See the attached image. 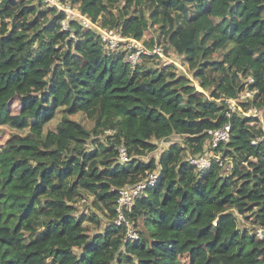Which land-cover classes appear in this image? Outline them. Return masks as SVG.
<instances>
[{
	"label": "trees",
	"instance_id": "16d2710c",
	"mask_svg": "<svg viewBox=\"0 0 264 264\" xmlns=\"http://www.w3.org/2000/svg\"><path fill=\"white\" fill-rule=\"evenodd\" d=\"M62 1L177 56L203 92L159 54L135 65L106 54L96 31L75 19L64 29L45 0H0V137L23 132L0 149V264H264V144L252 143L264 130L224 99L250 92L241 109L264 114V0ZM225 125V166L196 170L188 158ZM154 173L124 210L134 242L114 223L119 192ZM82 199L95 211L79 215Z\"/></svg>",
	"mask_w": 264,
	"mask_h": 264
},
{
	"label": "built area",
	"instance_id": "2783aa9c",
	"mask_svg": "<svg viewBox=\"0 0 264 264\" xmlns=\"http://www.w3.org/2000/svg\"><path fill=\"white\" fill-rule=\"evenodd\" d=\"M45 2L51 6L57 8L59 11H62L66 15V19L62 21L61 25L64 29L68 28V21L69 20H78L85 28H90L94 31H96L102 42V49L103 51L108 54H114L123 52L125 53L124 59L125 62H128L132 65H135L137 61L140 59L141 54H152L150 52H147L143 47L139 46V42L131 39L123 37L119 32L109 29V28H103L97 23H93L87 16L82 15L79 10L77 12L74 11V6L71 2L66 1L63 2L62 0H45ZM133 49H136V51H133ZM158 51H160L159 48H154ZM250 96V95H248ZM246 96V97H248ZM246 97H243L241 95L240 101L244 100ZM228 102V101H227ZM232 110L238 109L241 113L246 115L245 112L241 109V107H231ZM252 112V110H250ZM255 113H257V110H254ZM258 115V114H257ZM230 114L228 113V117ZM247 116V115H246ZM252 116V115H249ZM257 117V116H256ZM262 126L264 130V122L262 121ZM210 135V141L208 142L204 154L199 156H190L188 158L191 165H193L196 170L202 172L207 170L211 164L216 162L219 167H224L225 162L215 152V149L218 148L221 144H225L230 139V126L225 125L221 129L209 131ZM264 144V136L259 137L255 139L252 143L254 145L258 143ZM165 146L167 147L166 141H162L160 144L161 153L165 150ZM119 156L120 160L123 162H127L130 160L129 156L127 155V151L124 146L119 147ZM228 171L230 172L231 167L227 166ZM250 170V169H249ZM159 178V173L152 174L149 178H147L145 181L138 183L136 185H128L120 190V197L118 200V207H117V213L118 217L114 220V223L117 225H125L127 228V238L131 241H138L139 235L138 233L132 229V226L129 221L126 220L124 215V210L130 209L137 198H140L145 189L148 186H153L157 183V180ZM86 201V200H85ZM258 235L260 238L264 237V230L259 229Z\"/></svg>",
	"mask_w": 264,
	"mask_h": 264
},
{
	"label": "rangeland",
	"instance_id": "374dc122",
	"mask_svg": "<svg viewBox=\"0 0 264 264\" xmlns=\"http://www.w3.org/2000/svg\"><path fill=\"white\" fill-rule=\"evenodd\" d=\"M74 11L75 12H77L78 11V7H77V5H74ZM98 24V23H97ZM98 25H100V24H98ZM151 33L149 32V33H147L146 34V39H149L150 37H151ZM139 46L140 47H143L147 52H150V53H152L153 55L154 54H159L160 55V57H162V59H163V61L161 60V62H162V64H164V61H166V63H175V64H177V66H178V68L180 69V73H184L187 77H189L190 78V80H191V82L196 86V88H197V90L198 91H200V92H203V89L201 88V86H200V84L196 81V80H194L193 79V76H192V74H189V72L187 71V69L183 66V64H182V60L180 59V58H178L177 56H175V55H170V56H165L164 55V53L163 52H161V50L160 51H158V50H156V49H149L143 42H139ZM152 54H147V55H152ZM146 56V55H145ZM141 59V58H140ZM139 59V60H140ZM141 61V60H140ZM155 61H157V60H155ZM138 62V61H137ZM179 72V71H178ZM248 95H250V92H245L244 94H243V97H246V96H248ZM224 99H226V101H228L229 103H230V105H231V107H238L239 106V108H240V103H241V101L240 100H233V99H230V98H227V97H224ZM12 108H13V112L14 113H16V112H18V109H19V102L17 101V100H15V102H14V104H13V106H12ZM58 113L56 114V117L54 118V120H53V124H56L57 122H59L61 119H63V116L65 115L64 113H63V110H59V111H57ZM246 113V115L247 116H249V115H252V117H256L257 116V118L258 119H260V121H261V123H262V121L264 122V114L262 113V114H260V112H257V113H255L254 112V110H252V112L251 111H248V112H245ZM258 114V115H257ZM71 119H73V120H76V121H78V122H81L85 127H87V128H92L93 127V123L92 122H90L86 117H85V115H83V114H77V115H71V116H69ZM7 129V131H5V133H4V136H2V137H0V149H4V148H6L7 146H6V143L9 141V139H11L13 136H15V134H23V132L22 131H19V130H15V129H12V128H6ZM178 137H176V139L175 140H178L177 139ZM165 149H166V146H165ZM160 154H162L161 153V148H158L157 149V151L155 152V153H153V154H151L150 156H149V158H151V157H155L156 159L158 158V156H160ZM145 161H147L148 159H146V157L145 158H143ZM76 207H77V211H78V213H79V215H81V213L82 214H85V215H88L90 212H92V211H95L93 208H92V205H91V203L88 201V202H86L84 199H82L80 202H78L77 204H76ZM239 225H240V227L241 228H248V229H253V226L252 225H250L249 224V222L248 221H246V220H244L242 217H240L239 216ZM96 230H93V232H91V235L95 232ZM257 235H258V233H257ZM259 236V235H258Z\"/></svg>",
	"mask_w": 264,
	"mask_h": 264
}]
</instances>
